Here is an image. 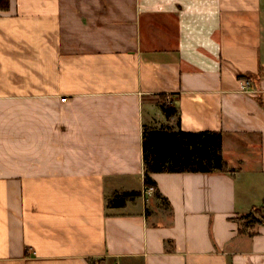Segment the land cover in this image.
<instances>
[{"label": "crops", "instance_id": "0c3cea01", "mask_svg": "<svg viewBox=\"0 0 264 264\" xmlns=\"http://www.w3.org/2000/svg\"><path fill=\"white\" fill-rule=\"evenodd\" d=\"M143 127L220 132L233 173L144 195ZM263 205L264 0L0 11V264H264V225L237 219Z\"/></svg>", "mask_w": 264, "mask_h": 264}, {"label": "trees", "instance_id": "16d2710c", "mask_svg": "<svg viewBox=\"0 0 264 264\" xmlns=\"http://www.w3.org/2000/svg\"><path fill=\"white\" fill-rule=\"evenodd\" d=\"M9 8V0H0V11ZM245 79H250L246 77ZM165 112H170L164 108ZM142 161L143 186L153 188V195L160 194L151 179L152 174L158 173H227L233 171L227 166L222 157V135L220 132H184L156 131L143 127L142 130ZM139 193L129 192L116 195L108 201V205L122 207L128 199L139 196ZM239 233L251 235L252 231L264 225V205L253 207L247 214L237 218ZM89 264H99L92 259Z\"/></svg>", "mask_w": 264, "mask_h": 264}, {"label": "built area", "instance_id": "2783aa9c", "mask_svg": "<svg viewBox=\"0 0 264 264\" xmlns=\"http://www.w3.org/2000/svg\"><path fill=\"white\" fill-rule=\"evenodd\" d=\"M242 83V90L244 92H250V93H253V91H250V87H251V84L249 81L247 80H242L241 81ZM153 192H154V189L153 188H144V191H143V194L144 195H153Z\"/></svg>", "mask_w": 264, "mask_h": 264}]
</instances>
